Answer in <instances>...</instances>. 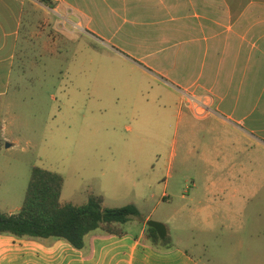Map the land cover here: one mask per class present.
<instances>
[{
  "label": "rangeland",
  "instance_id": "obj_1",
  "mask_svg": "<svg viewBox=\"0 0 264 264\" xmlns=\"http://www.w3.org/2000/svg\"><path fill=\"white\" fill-rule=\"evenodd\" d=\"M48 12L36 13L34 35L24 26L0 100V212L21 210L40 167L64 178L63 202L100 195L106 208L135 205L203 264H264V149L203 119L129 60L137 42L154 46V32L101 31L79 4L70 20L97 32L65 31Z\"/></svg>",
  "mask_w": 264,
  "mask_h": 264
},
{
  "label": "crops",
  "instance_id": "obj_2",
  "mask_svg": "<svg viewBox=\"0 0 264 264\" xmlns=\"http://www.w3.org/2000/svg\"><path fill=\"white\" fill-rule=\"evenodd\" d=\"M54 2L50 8L37 0H0V100L11 82L24 26L29 35L37 32L38 10L62 18L64 29L71 23L97 32L70 20L68 8L79 4V13L89 15L91 23L99 16L101 31L154 32V46L137 42L134 53L123 49L131 54L128 59L186 99L191 109L203 108V119L215 120L264 149V0ZM104 10L111 18L102 16ZM217 187L212 180L208 192ZM146 223L138 233L126 230L123 236L93 231L82 250L55 238L0 235V264H203L188 248L153 246Z\"/></svg>",
  "mask_w": 264,
  "mask_h": 264
},
{
  "label": "trees",
  "instance_id": "obj_3",
  "mask_svg": "<svg viewBox=\"0 0 264 264\" xmlns=\"http://www.w3.org/2000/svg\"><path fill=\"white\" fill-rule=\"evenodd\" d=\"M55 8L54 0H37ZM2 127L0 125V150ZM64 187L62 175L34 167L21 210L17 214L0 212V235L17 238L64 240L75 249L86 247V236L96 230L108 235H125L124 226L142 220L135 205L106 208L104 198L92 196L81 206L61 200ZM147 226V225H146ZM147 239L155 247H167L168 238L161 239L157 231L147 226Z\"/></svg>",
  "mask_w": 264,
  "mask_h": 264
},
{
  "label": "water",
  "instance_id": "obj_4",
  "mask_svg": "<svg viewBox=\"0 0 264 264\" xmlns=\"http://www.w3.org/2000/svg\"><path fill=\"white\" fill-rule=\"evenodd\" d=\"M9 146H10V144H7V147H9ZM146 224H147V226L154 228L157 231V233L161 239H165L167 237L168 229H167V226L165 224L155 222V221H148Z\"/></svg>",
  "mask_w": 264,
  "mask_h": 264
},
{
  "label": "built area",
  "instance_id": "obj_5",
  "mask_svg": "<svg viewBox=\"0 0 264 264\" xmlns=\"http://www.w3.org/2000/svg\"><path fill=\"white\" fill-rule=\"evenodd\" d=\"M200 110H202L203 112L197 111L200 115H204L205 110L203 108H201Z\"/></svg>",
  "mask_w": 264,
  "mask_h": 264
}]
</instances>
